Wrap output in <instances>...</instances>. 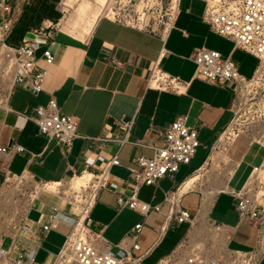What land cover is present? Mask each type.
Listing matches in <instances>:
<instances>
[{
  "label": "crops",
  "instance_id": "obj_1",
  "mask_svg": "<svg viewBox=\"0 0 264 264\" xmlns=\"http://www.w3.org/2000/svg\"><path fill=\"white\" fill-rule=\"evenodd\" d=\"M90 1L85 9L75 6V0H28L20 6L19 17L12 28L14 31L18 24L21 25L18 43L24 35H31L28 32L30 28L38 26L43 20L52 21L57 29L50 37L38 38L40 47L35 55L39 63L44 64L43 48L49 46L53 52V61L46 65L47 73L41 89L33 91L14 84L5 105L0 104V145L7 147L6 151L0 152V183L7 176L26 177L41 184L60 183L73 172L83 171L74 175L85 176L97 170L117 151L120 163L108 166L107 181L97 189L89 208L90 227L115 244L128 235L135 222L142 221L143 229L149 216L164 212L160 220L153 217L155 221L151 224V234H144L139 241L140 248L135 250L144 253V259L158 245L172 221H167L166 217L169 209L166 193L178 187L180 205L185 195H195L198 205L194 213L199 214L202 192L195 185L181 190V185L205 163L218 137L233 119L232 82L212 83L195 76L196 63L190 57L191 51L195 46L204 45L218 50L222 56L230 55L237 62L241 74L252 76L249 79L257 74L258 58L235 45L231 38L211 29L202 18L205 0H179L176 18L164 41L147 30L101 15L108 0L106 3L104 0L103 6L99 7ZM156 58H159L164 70L179 75L187 82L183 91L156 89L147 85L145 68L150 60ZM50 97L55 99L61 113L78 118L77 135L69 146L41 132L29 117L35 113V105H46ZM178 114L186 115V122L197 130L200 143L189 162L181 163L176 171L165 174L153 184L138 186L137 197L150 205L159 204V210L151 208L143 215L134 208L119 206L118 196L126 198L135 188L127 166L133 164L136 156H151L153 152L150 146L136 140L160 143L156 130L164 128ZM122 122H130V128L126 140L119 145L112 138L125 135ZM105 135L111 138H98ZM259 138L262 146L243 139L229 146L228 156L233 161L243 154L226 180L229 189L240 188L251 167L261 160L264 152L259 157L254 153L248 160L250 169L246 177L239 187H235L232 183L235 171L246 158L248 150L253 145L264 147V119L259 128ZM14 144H21L24 149L15 150L12 147ZM198 149L201 151L199 154ZM222 193L226 203L222 209L224 219L220 222L231 228L229 245L233 243L234 248L241 249L255 246L258 230L247 219L238 218L235 199L229 190H220L215 194L208 216ZM36 196L39 197L30 202L27 220L41 234L37 222L39 210L47 212L51 204H57L53 202L55 198L60 202V211H63L62 205L67 199L47 190ZM48 196L53 198L48 199ZM151 211L157 213L152 214ZM68 229L69 224L60 221L45 237L38 238L37 252L53 234V242L57 235L61 236L52 255L57 253ZM185 231L158 258L170 252ZM237 235H241L242 239H238ZM50 260L49 256L46 261L39 262L50 264ZM259 264H264V252Z\"/></svg>",
  "mask_w": 264,
  "mask_h": 264
},
{
  "label": "built area",
  "instance_id": "obj_2",
  "mask_svg": "<svg viewBox=\"0 0 264 264\" xmlns=\"http://www.w3.org/2000/svg\"><path fill=\"white\" fill-rule=\"evenodd\" d=\"M26 1L28 0H0V41L7 47L0 58H6L14 67L11 87L14 84H20L24 88L38 91L47 73L46 65L53 61V52L49 46H46L42 50L44 64L38 62L39 58L35 55L40 47L38 38L50 37L57 26L52 21L43 20L38 26L30 28L28 32L31 35H24L17 45L7 43L6 37L19 17L20 6ZM178 5L179 0H108L105 11L101 15L147 30L160 36L164 41L176 18ZM202 18L213 31L231 38L235 45L255 55L258 58V68L264 62V0H205ZM190 57L196 63L195 76L212 83L232 82L234 118L237 110L234 102L237 92L243 89L245 81L252 76L246 77L241 74L237 62L230 55L222 56L218 50L204 45L195 46ZM145 77L147 85L156 89L181 92L187 84L179 75L164 70L160 66L159 58L149 61L145 68ZM9 91L0 100L1 105H5ZM34 110L35 113L29 117L37 124L41 132L50 138L55 137L65 146L71 144L72 139L77 135L78 118L75 115L61 113L53 97L49 98L46 105H35ZM121 127L125 135L112 138L117 140L119 145L126 140L130 122H122ZM156 132L161 139L160 143L136 140L137 143L150 146L153 152L151 156L142 154L136 156L133 164L127 166L135 188L126 198L123 196L117 198L119 206L134 208L143 215L151 208L159 210L160 205H150L138 198V186L153 184L165 174L176 171L181 163L189 162L200 143L197 130L187 124L185 114H178L169 124L157 129ZM98 138L105 140L111 136L105 135ZM12 147L18 151L24 149L21 144H14ZM6 150V146L0 145V152ZM119 163L116 151L102 166L91 171L97 176L98 183L92 182L91 186L81 192L83 203L90 198L92 200L80 226H77L78 212L70 211L74 213V216L68 215L60 211L58 204H51L47 212L39 210L37 222H39L41 234L32 228L28 221L22 224V228L30 231L35 238L32 245L23 246L17 243L13 235L5 234L10 236L11 240L4 247L3 237H1L0 264H43L36 259L38 238L45 237L47 232L57 226L60 221L67 222L69 229L64 235L57 255L66 248L71 251L77 264H142L144 253L135 251L140 248L138 237L143 226L142 221L135 222L128 235L115 244L108 242L101 232L90 227L88 212L95 193L107 181L108 166ZM256 167L262 170L261 174L255 175L254 181L246 185V181ZM82 172L72 174H82ZM177 188L166 193L169 201L167 221L174 220L178 224L186 222L188 225L174 248L158 258L154 264H259L264 252V154L261 160L251 167L242 186L229 189L235 199L238 218L247 219L258 230L257 244L251 248L231 247L229 245L230 226L222 222H214L209 216L208 224L201 226L196 219L197 213H190L183 208L179 204V198L173 201L169 197L170 193L176 192ZM66 202L71 201L68 199Z\"/></svg>",
  "mask_w": 264,
  "mask_h": 264
},
{
  "label": "rangeland",
  "instance_id": "obj_3",
  "mask_svg": "<svg viewBox=\"0 0 264 264\" xmlns=\"http://www.w3.org/2000/svg\"><path fill=\"white\" fill-rule=\"evenodd\" d=\"M106 1L107 0H105V3ZM90 2L99 7L103 6L102 4L104 0H91ZM88 4L89 0H75L74 5L81 9H85ZM62 14L63 13L60 14V17ZM20 23L22 24V21ZM20 26L21 25L18 24L14 31L8 34L6 37L7 43L11 45L18 44V36L21 32ZM3 69L5 70L6 75L0 77V99L9 91L12 78L11 74L8 73L9 70L5 68ZM234 102L237 106V110L233 121L218 137L213 148L209 152L208 158L205 160V164L198 168L194 173V176H196L195 188L200 192L206 193L213 191L216 194L220 190H229L226 180L233 172L234 164H236L241 156H243V154H240L239 158L235 161L228 156V148L234 142L236 143V140L243 139L252 144L257 143L262 146V140L259 138V128L264 119V66L258 69L257 74L252 79L247 80L244 83L243 89L237 92L236 100ZM200 152L201 151L198 149L197 153L199 154ZM262 152H264V147L257 148V145H253L248 150L246 158H244L243 162L235 171V177L232 180V183H235V187L240 186L250 169L248 160L253 157L254 153L255 155L258 154L259 157ZM257 171H259V169ZM259 172H261V170ZM74 176L78 178L84 177L80 175ZM4 183L7 185V190H2V184ZM45 189L54 192L61 197L63 196L64 199L71 200V202H66L62 205L64 213L74 216V213L72 214L70 211L78 212L80 209V214L83 206V196L81 192L83 189L87 188H81V190H79L78 187H70L68 181L65 179L58 184H46V186H41V182L26 177L19 179L11 178L7 182H5V178H3L0 183V236L3 237L2 245L4 247H6L11 240V237L5 234L13 235L16 238L17 243L23 246H29L34 243L35 238L30 231L22 228V224L28 221L26 213L31 200L33 198L37 199L40 195H36ZM47 198L49 199L53 197L48 196ZM56 200L57 199L53 198V202H57L60 206V202L58 203L59 200ZM225 203L226 200L222 193L217 199L216 207L210 212V219L214 222H220L224 219L222 216V209L224 208ZM197 205L198 198L193 194L185 195L182 198L181 206L187 208L190 213L196 211ZM152 212L154 213L156 211H151V213ZM163 215L164 212L160 213L159 211L157 215L154 214L148 217L147 223L141 232H139L140 237L138 242L144 234H151V224L155 221V218L153 217H158V220H160ZM6 220H8V222H6ZM187 225L186 222L176 224V222L172 220L169 227H167L162 234L158 245L155 246L151 253L142 259L141 263L154 264L156 259L165 251L169 250L177 238L183 234ZM52 237H54L53 234L47 238L39 248L36 254V259L38 261H46L49 256L51 257L50 263L52 262L55 264L58 260L57 253L53 252L54 254L52 255V251L57 250V246L61 241V236L57 235L54 238V242ZM237 238L242 239L241 235L239 237L237 235ZM233 245V243L230 244L231 247H233Z\"/></svg>",
  "mask_w": 264,
  "mask_h": 264
},
{
  "label": "bare ground",
  "instance_id": "obj_4",
  "mask_svg": "<svg viewBox=\"0 0 264 264\" xmlns=\"http://www.w3.org/2000/svg\"><path fill=\"white\" fill-rule=\"evenodd\" d=\"M0 37H1V34H0ZM6 50H7V47L0 41V57H1V54H3ZM262 66H264V62L259 66V68L262 67ZM3 68L8 69L9 70L8 73L11 74V77L13 76L14 67L4 57H3V59L0 58V71H1L0 77H3V76L6 75L5 70ZM247 80H250V79H247ZM11 82H12V78H11ZM10 87H11V84H10ZM258 169L259 168L256 167L252 171V173L250 174L248 180L246 181V185H248V184H250L251 182L254 181L255 175L257 176V175L261 174L262 170L259 169V171L261 170V172H259V171H257ZM96 177L97 176L93 175V173L92 174L89 173V174L85 175L83 178H78V177H75L73 174H70V175L66 176L65 180L68 181V184H69L70 187H78L79 190H81V188H87L88 186H91L92 182L97 184L98 180H97ZM99 177L102 178L101 176H99ZM11 178H13V177L12 176H7L6 179H5V182L9 181ZM195 180H196V176H194V175L191 176L187 181L184 182V184L181 185V190H187L188 187H192L193 185H195ZM58 183L59 182L47 183V184H53L54 185V184H58ZM2 185H3L2 186V190H7L8 189L6 183H4ZM41 186H46V183L41 184ZM45 190H47V189H45ZM49 192H51V191H49ZM52 193H54V192H52ZM202 194H203V198H202V202H201V208H200L199 214L196 216V219L200 222L201 226H204V225L208 224L207 223L208 212H209V209H210V207H211V205L213 203V200H214V197H215V192H213V191L206 192V193L202 192ZM179 196H180V194L178 193V190H176V192L170 193L169 197L173 201H175L176 199L179 198ZM91 200L92 199L90 198V200H88L87 202H85V203L82 202L83 206H82L81 212L79 214V219H78L77 226H80L82 224L83 217L85 216V214L87 212V209H88V206H89V203L91 202ZM263 201H264V198H263ZM6 222H8V220H6ZM0 242H1V236H0ZM57 257H58V260L56 261L55 264H77L74 261V257L72 255L71 251H69L66 248L63 249V251H61V253L58 254Z\"/></svg>",
  "mask_w": 264,
  "mask_h": 264
}]
</instances>
